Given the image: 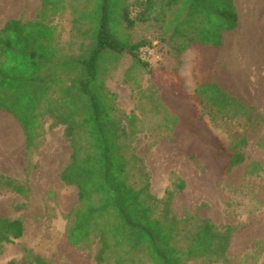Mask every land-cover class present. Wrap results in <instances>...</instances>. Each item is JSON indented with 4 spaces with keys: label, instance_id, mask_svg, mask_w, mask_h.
Listing matches in <instances>:
<instances>
[{
    "label": "trees",
    "instance_id": "trees-1",
    "mask_svg": "<svg viewBox=\"0 0 264 264\" xmlns=\"http://www.w3.org/2000/svg\"><path fill=\"white\" fill-rule=\"evenodd\" d=\"M157 1L138 0L130 9L129 0H41L36 20H10L0 29V111L21 125L27 159L43 142L46 118L64 128L72 153L60 179L77 189L78 198L67 218L64 243L83 254L97 246L94 264L224 263L232 241L234 231L228 226L175 216L172 203L184 181L173 180L162 198L153 195L150 175L135 149L138 117L119 110L118 96L105 85L125 55L147 67L141 51L151 44L133 43L128 32L138 23L152 22L159 40L179 54L197 46L217 55L223 49L222 34L238 27L233 0L230 16L221 7L227 0ZM66 13L72 17L73 38L80 41L74 49L69 48L73 43H61L52 24ZM214 14L217 29L210 26ZM216 94L223 98L214 80L200 82L195 106L207 103L216 113L249 112L238 101L218 107ZM179 96L187 97L182 90ZM170 112L166 129L174 142L177 128L189 126L171 107ZM197 120L202 118L197 115ZM244 144L243 139L235 147H218L216 154L225 161L223 175L245 162ZM4 190L25 194L17 181L0 176ZM23 234L22 221L0 218V245ZM23 261L48 264L30 252Z\"/></svg>",
    "mask_w": 264,
    "mask_h": 264
},
{
    "label": "rangeland",
    "instance_id": "rangeland-1",
    "mask_svg": "<svg viewBox=\"0 0 264 264\" xmlns=\"http://www.w3.org/2000/svg\"><path fill=\"white\" fill-rule=\"evenodd\" d=\"M137 1L129 0L130 9ZM8 4L12 5L9 13L0 12V29L10 20H36L41 8V0H0V9ZM233 5L241 28L245 13L242 0H233ZM221 7L231 14L229 0ZM253 11L262 15L260 30L254 28L249 33L257 42L229 43V95L218 86L223 98L214 96L218 107L225 108L228 100L238 101L249 110L247 114L234 109L216 113L207 103L196 107L193 95L199 83L211 80L215 70L225 80V63L215 64L216 55L206 53L204 57L197 46L177 53L159 40L152 22L138 23L128 31L133 43L151 44L141 51L147 67L125 55L105 81L107 89L118 96L119 110L138 117L135 149L150 175L153 195L162 198L173 180H182L185 188L176 193L172 203L178 219H207L215 226L233 229L230 256L215 264H264V9ZM210 19V26L217 29L219 19L215 14ZM52 24L62 44L73 43L69 48L74 49V43H80L73 38L69 13ZM181 90L187 97L179 96ZM164 97L192 131L179 126L174 142L166 129L173 112ZM44 128L41 146L27 159L28 171L22 179H13L24 187L25 194L0 191V218L20 220L24 225L21 239L0 245V264H27L23 261L26 252L48 264H94L97 246L89 257L88 252L79 253L64 243L68 215L78 204L77 189L60 179L72 151L63 127L46 118ZM8 133L22 139L21 125L0 111L1 172L5 171L2 157L13 147ZM243 139L246 144L240 150L245 162L223 175L220 167L225 161L216 154L218 147H235Z\"/></svg>",
    "mask_w": 264,
    "mask_h": 264
},
{
    "label": "crops",
    "instance_id": "crops-1",
    "mask_svg": "<svg viewBox=\"0 0 264 264\" xmlns=\"http://www.w3.org/2000/svg\"><path fill=\"white\" fill-rule=\"evenodd\" d=\"M249 35V36H246ZM255 37L251 34H244L238 26L233 31H227L222 34V43H223V49L220 53L217 55L215 53L210 52V54H215L216 56L213 59V62L217 64L219 61H223L225 63V80L224 78L218 77L216 70L212 71L211 77L212 80H214L217 85L221 88L223 92H226V94L229 95V43H256ZM201 50V54L206 57L207 51ZM207 81V80H206ZM22 128V127H21ZM13 135H10L8 133L9 141H13V147L10 148L4 157H2V167L5 169V171H0V176H4L11 179H22L21 175H25L26 169H27V158H26V139L25 135L22 129V139L15 133H12ZM17 136H15V135ZM16 150H15V149ZM233 240L231 243V247L229 248L228 255L230 256V252L232 250L233 246Z\"/></svg>",
    "mask_w": 264,
    "mask_h": 264
},
{
    "label": "bare ground",
    "instance_id": "bare-ground-1",
    "mask_svg": "<svg viewBox=\"0 0 264 264\" xmlns=\"http://www.w3.org/2000/svg\"><path fill=\"white\" fill-rule=\"evenodd\" d=\"M242 6L244 8L243 10L245 11L241 21L242 32L244 34H249L251 30H254V28L260 30L262 24V15L261 14L257 15V12H254L253 10L258 9V11L259 10L262 11L264 9V0H242ZM10 7H12V5ZM10 7L8 4V6H4L3 9H0V12L2 14L4 13L7 14L9 13L8 10Z\"/></svg>",
    "mask_w": 264,
    "mask_h": 264
}]
</instances>
